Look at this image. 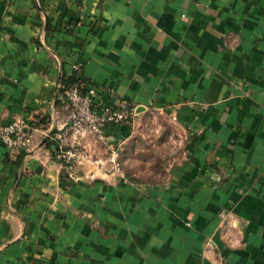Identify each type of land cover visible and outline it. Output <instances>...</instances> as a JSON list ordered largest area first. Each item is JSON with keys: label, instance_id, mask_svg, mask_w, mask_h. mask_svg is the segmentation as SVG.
<instances>
[{"label": "crops", "instance_id": "obj_1", "mask_svg": "<svg viewBox=\"0 0 264 264\" xmlns=\"http://www.w3.org/2000/svg\"><path fill=\"white\" fill-rule=\"evenodd\" d=\"M73 71L174 122L166 181L54 159ZM19 117L34 145L0 136V264H264V0H0V126Z\"/></svg>", "mask_w": 264, "mask_h": 264}, {"label": "built area", "instance_id": "obj_2", "mask_svg": "<svg viewBox=\"0 0 264 264\" xmlns=\"http://www.w3.org/2000/svg\"><path fill=\"white\" fill-rule=\"evenodd\" d=\"M59 99L61 106L49 115V130L45 134L51 141L54 159L67 174L78 164L91 162L94 165V171L89 175L91 179L97 177L98 171L116 173L124 179L117 159L121 142L118 133L133 118V106L125 101L106 102L103 88L88 81L66 87L60 85ZM109 124L115 126L113 135L105 133ZM33 132L31 121L23 117L0 126V136L11 152L32 148ZM90 141L105 152L104 157L92 153L87 144Z\"/></svg>", "mask_w": 264, "mask_h": 264}, {"label": "rangeland", "instance_id": "obj_3", "mask_svg": "<svg viewBox=\"0 0 264 264\" xmlns=\"http://www.w3.org/2000/svg\"><path fill=\"white\" fill-rule=\"evenodd\" d=\"M129 126V134L119 143L122 173L131 182L163 183L184 156V136L169 117L154 109L134 114ZM95 155L104 157L105 152L96 147Z\"/></svg>", "mask_w": 264, "mask_h": 264}, {"label": "trees", "instance_id": "obj_4", "mask_svg": "<svg viewBox=\"0 0 264 264\" xmlns=\"http://www.w3.org/2000/svg\"><path fill=\"white\" fill-rule=\"evenodd\" d=\"M84 82H87V80L84 79L83 77L78 76L76 71H73L70 75L61 78L60 85L66 87V86H71L75 83L81 84ZM34 123H33V121H31L32 126H34ZM105 133H106V135H113L115 133V126H113L112 124L107 125L105 127ZM45 142L49 143V140L46 139ZM124 179L126 181L127 180L129 181V179H127L125 176H124Z\"/></svg>", "mask_w": 264, "mask_h": 264}]
</instances>
